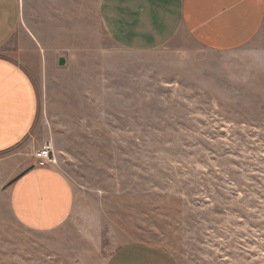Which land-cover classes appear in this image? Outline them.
<instances>
[{
    "label": "rangeland",
    "instance_id": "1",
    "mask_svg": "<svg viewBox=\"0 0 264 264\" xmlns=\"http://www.w3.org/2000/svg\"><path fill=\"white\" fill-rule=\"evenodd\" d=\"M100 3L20 0L4 55L35 85L32 137L51 144L75 207L31 231L0 184V264H107L134 242L179 264H264V40L215 54L181 33L131 52Z\"/></svg>",
    "mask_w": 264,
    "mask_h": 264
},
{
    "label": "crops",
    "instance_id": "2",
    "mask_svg": "<svg viewBox=\"0 0 264 264\" xmlns=\"http://www.w3.org/2000/svg\"><path fill=\"white\" fill-rule=\"evenodd\" d=\"M20 11V0H0V184L10 181L9 207L20 225L52 232L71 218L75 194L53 166L28 167L42 150L32 137L38 94L29 74L4 55L17 33ZM99 11L110 38L131 52L158 50L181 33L215 54L234 53L264 40V0H101ZM107 264L179 262L161 246L134 242L119 248Z\"/></svg>",
    "mask_w": 264,
    "mask_h": 264
},
{
    "label": "built area",
    "instance_id": "3",
    "mask_svg": "<svg viewBox=\"0 0 264 264\" xmlns=\"http://www.w3.org/2000/svg\"><path fill=\"white\" fill-rule=\"evenodd\" d=\"M36 166L39 168H48L56 164L51 144L45 146L35 154Z\"/></svg>",
    "mask_w": 264,
    "mask_h": 264
},
{
    "label": "water",
    "instance_id": "4",
    "mask_svg": "<svg viewBox=\"0 0 264 264\" xmlns=\"http://www.w3.org/2000/svg\"><path fill=\"white\" fill-rule=\"evenodd\" d=\"M59 64H60V66H63L65 64V60L63 58H61L59 61Z\"/></svg>",
    "mask_w": 264,
    "mask_h": 264
}]
</instances>
